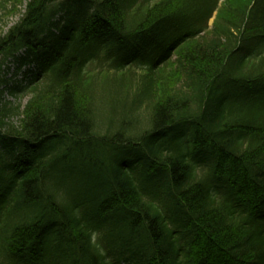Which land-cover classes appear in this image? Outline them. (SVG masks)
<instances>
[{
  "label": "trees",
  "instance_id": "trees-1",
  "mask_svg": "<svg viewBox=\"0 0 264 264\" xmlns=\"http://www.w3.org/2000/svg\"><path fill=\"white\" fill-rule=\"evenodd\" d=\"M8 4L0 264H264V0Z\"/></svg>",
  "mask_w": 264,
  "mask_h": 264
},
{
  "label": "rangeland",
  "instance_id": "rangeland-1",
  "mask_svg": "<svg viewBox=\"0 0 264 264\" xmlns=\"http://www.w3.org/2000/svg\"><path fill=\"white\" fill-rule=\"evenodd\" d=\"M4 0H0V2H2ZM24 4H21V6L19 7L21 10L18 13H15L14 8L11 7V4H8L7 7H3L0 6V31H4L6 30L9 26H11L12 24H14L15 22H17L19 20V18L21 17L20 15L24 12L25 8H24ZM17 12V10H16ZM15 13V14H13ZM7 98H9L11 101L15 102V103H20L22 105H24L28 99V96H19L17 98L12 97L10 95L7 96Z\"/></svg>",
  "mask_w": 264,
  "mask_h": 264
}]
</instances>
